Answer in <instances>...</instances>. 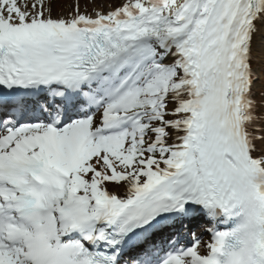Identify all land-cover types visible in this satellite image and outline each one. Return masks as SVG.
Masks as SVG:
<instances>
[{"label": "snow or ice", "instance_id": "snow-or-ice-1", "mask_svg": "<svg viewBox=\"0 0 264 264\" xmlns=\"http://www.w3.org/2000/svg\"><path fill=\"white\" fill-rule=\"evenodd\" d=\"M0 264H264V0H0Z\"/></svg>", "mask_w": 264, "mask_h": 264}, {"label": "rangeland", "instance_id": "rangeland-1", "mask_svg": "<svg viewBox=\"0 0 264 264\" xmlns=\"http://www.w3.org/2000/svg\"><path fill=\"white\" fill-rule=\"evenodd\" d=\"M66 4H70L72 0H65Z\"/></svg>", "mask_w": 264, "mask_h": 264}, {"label": "bare ground", "instance_id": "bare-ground-1", "mask_svg": "<svg viewBox=\"0 0 264 264\" xmlns=\"http://www.w3.org/2000/svg\"><path fill=\"white\" fill-rule=\"evenodd\" d=\"M65 4H66V2H65ZM67 5V4H66Z\"/></svg>", "mask_w": 264, "mask_h": 264}]
</instances>
